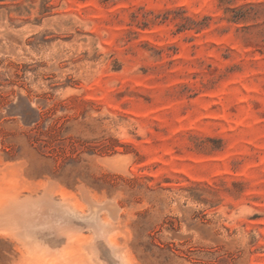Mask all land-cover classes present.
<instances>
[{
    "label": "rangeland",
    "instance_id": "1",
    "mask_svg": "<svg viewBox=\"0 0 264 264\" xmlns=\"http://www.w3.org/2000/svg\"><path fill=\"white\" fill-rule=\"evenodd\" d=\"M0 264H264V0H0Z\"/></svg>",
    "mask_w": 264,
    "mask_h": 264
}]
</instances>
